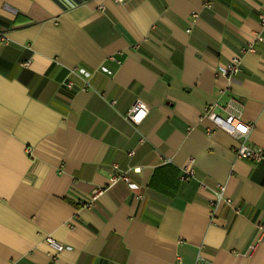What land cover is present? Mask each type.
Instances as JSON below:
<instances>
[{"label":"crops","instance_id":"crops-1","mask_svg":"<svg viewBox=\"0 0 264 264\" xmlns=\"http://www.w3.org/2000/svg\"><path fill=\"white\" fill-rule=\"evenodd\" d=\"M263 12L264 0H0V264H264V161L237 157L203 117L231 101L264 150ZM234 56L240 71L217 76ZM137 98L149 113L134 126ZM112 164L129 183L109 184ZM97 188L90 207L67 195Z\"/></svg>","mask_w":264,"mask_h":264},{"label":"built area","instance_id":"built-area-1","mask_svg":"<svg viewBox=\"0 0 264 264\" xmlns=\"http://www.w3.org/2000/svg\"><path fill=\"white\" fill-rule=\"evenodd\" d=\"M117 2H122L123 0H116ZM260 18L264 21V12L260 15ZM5 35L0 32V40L4 41ZM257 40H260L261 37H256ZM245 51H253L252 46H248L246 49L243 48L242 52ZM30 60L23 63L24 65H28ZM241 69V59L238 56L232 57L225 63L218 64L216 67V75L217 76H224L228 80H232L234 76L240 71ZM68 87L71 86L70 82L66 84ZM114 101H111L113 103ZM216 103L209 104L204 108L203 117L210 120L216 128L224 131L234 139L238 140V144L235 146V153L237 157L246 158L255 162L264 161V150L261 148L252 146L248 144V135L251 130V125L245 122H242L240 118V112L237 110L231 101H228L223 110H225V115H220L215 112ZM149 113L148 105L142 101L141 99L137 98L132 106L130 107L127 113L128 121L134 125L139 126L147 117ZM193 162V159H190V163ZM112 169L114 172L111 174L109 179V184H114L118 181H123L129 183V177L127 176L126 172H117L119 170L117 164H112ZM194 176V168L191 164H188L181 169L180 179L181 180H189ZM201 187L205 188L204 184H201ZM103 191L101 188H97L93 190L91 194H78L74 189H70L68 192V197L74 200L81 206L90 207L97 199L99 194ZM223 191L224 186L217 182L215 186L214 193L216 194L217 201L224 200L226 203H230V198H223ZM261 230V226L258 227ZM259 237L256 239L255 242L250 244L248 250L252 252L255 249L257 241H259ZM45 241L48 245L55 251L56 254L60 253L63 250V245L56 241L51 237H46Z\"/></svg>","mask_w":264,"mask_h":264}]
</instances>
